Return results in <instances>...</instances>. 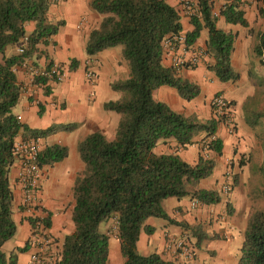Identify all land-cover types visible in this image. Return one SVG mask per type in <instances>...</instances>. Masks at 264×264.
I'll return each mask as SVG.
<instances>
[{"label": "trees", "instance_id": "obj_1", "mask_svg": "<svg viewBox=\"0 0 264 264\" xmlns=\"http://www.w3.org/2000/svg\"><path fill=\"white\" fill-rule=\"evenodd\" d=\"M260 1L262 12L264 0ZM54 2L0 0V264H16L17 253L28 247L26 243L7 255L1 250L16 232L9 182V171L16 159V138L20 134L24 138H41L60 129L53 125L44 130H30L13 112L22 92L16 68L29 58L41 54L47 57L41 46L50 44L64 23L48 19L49 7ZM241 2L224 3L219 14L229 23L248 25ZM214 3L215 0H195L198 13L189 18L193 29L185 33V43L187 47L193 46L205 30L207 40L203 51L213 58L208 69L218 80L226 82L238 76L231 65L236 34L216 26ZM89 6L101 20L86 38V56L121 46V56L129 72L125 79L110 84L120 97L103 104L105 110L120 116L114 138L109 140L102 132L94 131L78 144L83 168L76 175L72 189L74 229L64 236L55 264H110L109 234L99 229L110 218L115 219L114 234L119 240L123 264H180L156 252L139 253L137 242L142 230L153 232L146 224L150 217L190 227L167 215L162 203L168 197H188L205 205L220 201L216 190L199 187L200 181L212 173L214 162L200 155L192 164L176 151L158 152L156 147L174 140L177 148H185L204 133L203 146L220 154L222 142L215 132L224 116L201 119L180 113L153 98V91L160 86L176 89L185 100L200 93L197 84L163 63L165 42L173 43L174 36L183 29L179 12L167 0H90ZM30 22L34 28L29 32L26 25ZM9 45L22 46L24 51L4 56ZM254 51L264 64V32L259 35ZM52 64L53 61L48 62L47 67ZM70 67H76V60L71 61ZM66 155V147L47 145L39 163L51 165ZM46 226H49L48 217ZM192 229L197 235L196 227ZM237 264H264V209L255 210L248 218Z\"/></svg>", "mask_w": 264, "mask_h": 264}, {"label": "crops", "instance_id": "obj_2", "mask_svg": "<svg viewBox=\"0 0 264 264\" xmlns=\"http://www.w3.org/2000/svg\"><path fill=\"white\" fill-rule=\"evenodd\" d=\"M167 1L181 16L182 33L191 31L193 26L184 15L180 0ZM89 2L90 0H55L49 7L48 19L53 23L61 20L64 23L52 37L51 43L41 46L47 57L41 54L26 60L38 68H47V63L53 61L52 65H59L63 75L61 79L54 76L45 78V83L35 81L31 84L25 70L21 66L16 68L22 92L13 108L14 114L30 130L59 126L60 129L40 139L44 147L57 144L67 148L64 159L42 166L38 188L40 205L49 218L47 233L51 239V255L54 258L59 255L64 236L74 229L71 219L74 204L72 189L76 175L83 168L78 144L94 131L105 135L109 129L115 134L119 118L113 111L105 110L103 104L120 97L118 92L111 89L110 84L125 79L129 72L118 46L86 56V38L101 20V16L90 8ZM222 3L223 0H215L213 11L220 13ZM240 7L248 23L246 26L229 23L220 14L216 16L218 28L236 34L231 54V65L238 75L236 79L226 82L218 80L208 69L213 58L205 54L197 65L177 70L180 76L199 86L200 93L197 97L182 99L176 89L169 86H160L152 93L155 100L163 101L186 115L194 114L201 119L224 116L215 132L222 142L220 154L202 149L204 133L185 148H177L174 140L160 143L156 147L158 152L176 151L183 160L192 164L197 162L200 155L207 153V158L213 160L214 167L212 173L200 181L199 187L216 190L220 201L205 205L188 197L164 199L162 206L167 215L175 222H184L190 227L183 228L158 217L148 218L146 224L154 230L150 234L141 231L137 242V249L141 254L156 252L164 259L180 264H237L248 218L261 208L255 202L256 196L249 189V182L250 163H264V141L262 133L256 129L259 125L264 126V64L254 51L259 35L264 32V9L260 11V0H242ZM33 28L32 22L26 25L29 32ZM206 40L207 33L202 30L195 44L188 47L187 51L166 50L164 65L172 66L174 55L187 59L192 52L204 50ZM17 48L15 46L10 55L17 53ZM72 60H76L75 68L70 67ZM88 71L92 72L91 77L87 76ZM214 95H221L228 102L231 130L225 122L226 116L217 113L211 105ZM20 138L22 134L16 140ZM19 165V159L16 158L9 171L13 194L12 217L16 223V232L8 240H12L9 253L28 243L24 251L17 253L16 262L28 264L35 247L31 241L32 224L21 206L22 191L17 184ZM227 176L231 178V189L224 193L222 185ZM194 226L198 230L197 235L193 233ZM114 227V218L108 219L104 226V232L109 234V262L123 264L119 240L115 234L110 235ZM111 240H114L115 247L110 254ZM177 240H183L190 247V256L166 248L167 242Z\"/></svg>", "mask_w": 264, "mask_h": 264}, {"label": "built area", "instance_id": "obj_3", "mask_svg": "<svg viewBox=\"0 0 264 264\" xmlns=\"http://www.w3.org/2000/svg\"><path fill=\"white\" fill-rule=\"evenodd\" d=\"M232 0H223V3ZM184 15L190 18L198 13V7L192 0H180ZM213 14L217 16L219 13L214 12ZM27 38H24L26 41ZM173 43L171 40L165 42V47L167 50L176 51L177 49L183 50L184 52L188 50L185 43V34L180 33L173 38ZM18 53L24 51L22 46H18ZM205 55L203 50H196L191 53L190 57L184 59L182 56L174 55L172 57V66L178 70L185 66L197 65L201 58ZM21 66L30 78V83L33 84L37 78H53L54 76L61 79L63 75L61 74L59 65L54 64L47 68H38L31 63L24 61ZM87 76L91 77L92 72L88 71ZM212 107L217 111V113L225 115V122L228 124L230 130L232 129V119L231 113L228 108V102L221 95H214L211 99ZM44 149V145L40 138H20L14 143V151L16 158L19 159L20 165L17 172V184L22 191L21 206L24 213L27 215L28 220L32 224V235L31 241L35 247V251L30 255L28 264H55V260L51 255V239L47 233L46 219L47 215L40 205L39 200V182L42 176V166L39 163V156ZM203 150H208L204 145ZM207 153L203 154L204 158H207ZM230 176H227L226 181L222 185V191L228 193L231 189ZM166 248L176 252L180 251L186 256H190L191 251L186 246L183 240L169 241L166 243Z\"/></svg>", "mask_w": 264, "mask_h": 264}, {"label": "rangeland", "instance_id": "obj_4", "mask_svg": "<svg viewBox=\"0 0 264 264\" xmlns=\"http://www.w3.org/2000/svg\"><path fill=\"white\" fill-rule=\"evenodd\" d=\"M118 48L121 49V46H118ZM14 49H15L14 45L7 46L5 48V51H4V56H9L10 53H12V51ZM114 114H115V116H118V118L120 117L118 113L114 112ZM256 129L262 133V140L264 141V126L259 125L256 127ZM105 136L107 139L111 140L114 138V132H111L108 129ZM250 166H251V177H250V182H249V189L252 190V192L255 194V196H256L255 202L261 206V208H259V209H264V163L261 165V164H258L257 162H251ZM259 167H262V168L260 169ZM106 222H107V220L100 224L99 229L101 232L105 231L104 226L106 225ZM113 231L115 232V228H114V230H112L110 235L114 234ZM113 241L114 240L110 241V254H111V250L113 251L114 247H115L114 246L115 243ZM11 245H12V240L5 243V245L1 249L2 252H4L7 255L9 253L11 247H12ZM187 247L190 249L189 246H187ZM139 253H141V252L139 251ZM120 255H121V253H120ZM121 257H122V255H121Z\"/></svg>", "mask_w": 264, "mask_h": 264}]
</instances>
